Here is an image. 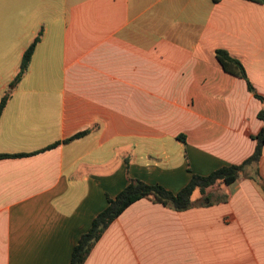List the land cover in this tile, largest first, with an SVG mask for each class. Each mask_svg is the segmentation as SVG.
I'll return each mask as SVG.
<instances>
[{"label": "crops", "instance_id": "0c3cea01", "mask_svg": "<svg viewBox=\"0 0 264 264\" xmlns=\"http://www.w3.org/2000/svg\"><path fill=\"white\" fill-rule=\"evenodd\" d=\"M40 32L0 115V264H70L129 179L176 193L254 153L263 4L0 0V101ZM216 50L241 62L253 92ZM207 193L209 205L197 190L183 212L133 203L84 264H264V145Z\"/></svg>", "mask_w": 264, "mask_h": 264}, {"label": "trees", "instance_id": "16d2710c", "mask_svg": "<svg viewBox=\"0 0 264 264\" xmlns=\"http://www.w3.org/2000/svg\"><path fill=\"white\" fill-rule=\"evenodd\" d=\"M218 1L219 0H212L213 3H217ZM248 1L264 5V0ZM40 37L41 32L24 53L18 74L9 85L8 90L0 101V115L10 98L12 91L26 73L34 48L40 41ZM215 57L225 72L246 81L249 91L253 92L252 85L250 84L245 69L239 60L230 56L224 50H216ZM255 97L263 102V99L259 96L255 95ZM258 119L262 121L263 127L257 135L252 137L256 142L254 153L240 165L222 167L207 176L192 175L189 182L176 193H173L160 185H149L140 180L129 179L127 186L114 199H107V207L93 219L88 231L79 238L77 244L73 248L70 264H84L92 248L110 224L118 218L126 208L137 201L147 199L170 208L175 212H183L197 205L196 202L192 200V196L198 190L201 197L199 204L209 205L212 196L207 193L208 189L217 185H230L238 178L241 172H244L246 167L257 164L260 160L261 150L264 145V107L258 113ZM83 135L84 133L78 134L75 138H79ZM68 141H66V143ZM5 157L6 156H0V158Z\"/></svg>", "mask_w": 264, "mask_h": 264}]
</instances>
